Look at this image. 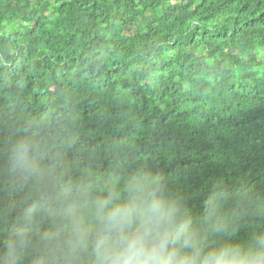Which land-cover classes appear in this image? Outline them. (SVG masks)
Returning <instances> with one entry per match:
<instances>
[{
  "label": "trees",
  "instance_id": "1",
  "mask_svg": "<svg viewBox=\"0 0 264 264\" xmlns=\"http://www.w3.org/2000/svg\"><path fill=\"white\" fill-rule=\"evenodd\" d=\"M12 106L124 141L194 214L215 180L264 194V0H0Z\"/></svg>",
  "mask_w": 264,
  "mask_h": 264
},
{
  "label": "clouds",
  "instance_id": "2",
  "mask_svg": "<svg viewBox=\"0 0 264 264\" xmlns=\"http://www.w3.org/2000/svg\"><path fill=\"white\" fill-rule=\"evenodd\" d=\"M259 177L219 179L198 212L124 141L74 118L0 115V264H264Z\"/></svg>",
  "mask_w": 264,
  "mask_h": 264
}]
</instances>
